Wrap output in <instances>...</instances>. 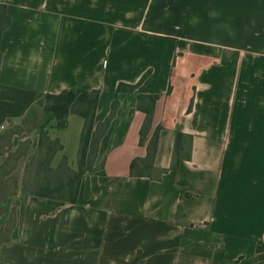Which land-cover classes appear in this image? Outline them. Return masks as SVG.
<instances>
[{"label": "crops", "instance_id": "obj_1", "mask_svg": "<svg viewBox=\"0 0 264 264\" xmlns=\"http://www.w3.org/2000/svg\"><path fill=\"white\" fill-rule=\"evenodd\" d=\"M0 166L21 185L47 94L100 91L92 165L69 203L29 195L0 264H264V0H0ZM1 23V21H0ZM119 83L136 84L117 92ZM139 95H156L147 140ZM84 119L50 120L77 170ZM160 126V179L131 176ZM190 157L171 170L176 132ZM6 140V141H5Z\"/></svg>", "mask_w": 264, "mask_h": 264}, {"label": "trees", "instance_id": "obj_2", "mask_svg": "<svg viewBox=\"0 0 264 264\" xmlns=\"http://www.w3.org/2000/svg\"><path fill=\"white\" fill-rule=\"evenodd\" d=\"M0 21L1 31L2 28L8 23V16L5 14L3 4H0ZM138 84L139 83H119L117 85V92L133 91L138 86ZM99 94L100 91L98 89L78 91L75 88L65 89L56 94H47L46 102L43 107V112L47 115V118L45 123L38 128L40 136L39 149L44 146V140H46L47 143L44 146L45 158L39 163L38 167L42 168L43 165H47V169L49 171H55L50 167V161L54 153L62 149V145L59 143L58 139L51 140L46 136V131L44 130L46 124L50 120L55 119L56 126L63 128L66 126L67 116L69 114H76L84 119L78 151V168L76 171H73L69 174L66 181H60L55 186H52L49 182H46L45 184H42L36 188L35 191L29 195H34L39 198H55L69 203L77 202L79 187L84 174L86 171L95 170L92 168V165L95 159L96 146L100 134H98V132L94 129V119L98 105ZM156 98V95H139L138 97L139 108L145 113V119L139 131V142L141 144L145 143L147 140L148 131L152 123V112ZM159 131L160 126H157L151 134V137L148 139L146 156L142 159L132 160L130 164L131 176H148L151 178L160 179L161 175L166 172V169L157 170L154 167V158L158 147ZM89 157L92 158L90 163H88ZM189 157L190 139L187 135L177 131L175 135L173 159L170 169H176L182 159H188ZM6 161L0 166V171L2 166L5 165ZM62 166L67 170L68 167L65 157L61 159L58 169H60ZM27 167L28 164L25 166V172L27 171ZM10 172L11 171L9 170L5 173V175H3L13 177L14 175L10 174ZM13 178L15 179V182H17L16 176Z\"/></svg>", "mask_w": 264, "mask_h": 264}, {"label": "rangeland", "instance_id": "obj_3", "mask_svg": "<svg viewBox=\"0 0 264 264\" xmlns=\"http://www.w3.org/2000/svg\"><path fill=\"white\" fill-rule=\"evenodd\" d=\"M47 118L43 112L40 116L34 119H28L25 123L15 127L12 131L32 130L33 127L38 126L42 121ZM6 141V140H5ZM44 146L46 140H44ZM42 147L35 152L29 161L27 171L23 173L22 183L18 184L12 176H4L7 171L15 166L17 156L21 153L27 152V144L23 142L19 149L11 152L5 165L2 166L0 171V245L9 239L10 231L16 226L20 214L22 212L23 204L27 196L34 192L40 185L49 182L50 185L55 186L60 181H66L71 171H67L63 166L55 171H49L47 165L39 168V163L45 158V147ZM88 158V163L91 161ZM46 163V162H45ZM87 163V164H88ZM93 171V170H92ZM4 174V175H3Z\"/></svg>", "mask_w": 264, "mask_h": 264}]
</instances>
